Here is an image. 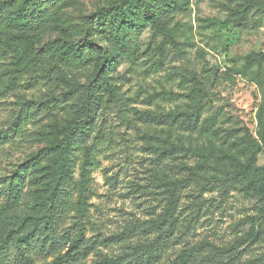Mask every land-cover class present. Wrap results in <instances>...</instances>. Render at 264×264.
<instances>
[{"label":"rangeland","instance_id":"obj_1","mask_svg":"<svg viewBox=\"0 0 264 264\" xmlns=\"http://www.w3.org/2000/svg\"><path fill=\"white\" fill-rule=\"evenodd\" d=\"M121 1L49 2L19 29L26 1L0 0V232H32L30 264L72 244L63 264H264V194L222 160L255 140L264 168V0ZM120 5L142 21L129 53L83 22ZM54 124L74 128L64 179L48 172Z\"/></svg>","mask_w":264,"mask_h":264},{"label":"trees","instance_id":"obj_2","mask_svg":"<svg viewBox=\"0 0 264 264\" xmlns=\"http://www.w3.org/2000/svg\"><path fill=\"white\" fill-rule=\"evenodd\" d=\"M26 2L22 5L16 6L13 10L14 14L10 17V23L15 27L22 29L29 26L34 27L35 24L43 22L53 14L47 12V6L49 2L59 4L65 0H25ZM124 3V0L121 1ZM9 5V4H8ZM5 8V7H4ZM4 8L2 13L4 12ZM10 15V12L9 14ZM92 18L93 21L89 22L87 19ZM145 19V18H144ZM84 25L94 23L100 25L107 34V36L119 47L122 53H129V43L132 36L137 30L142 27V21L132 19L123 10L121 5L116 6L112 11H107L106 8H100L96 12L90 14V16L83 18ZM85 45L83 49H89L90 43L84 41ZM55 55V53H53ZM90 59L89 53L86 50H74L70 49L68 53V60L80 61L86 63ZM106 60V58H105ZM261 65L259 64V68ZM264 79V75L259 76ZM259 82L260 86L264 84ZM8 83L2 84V88H6ZM262 91V105L258 109V126L261 130V139L264 141V86ZM73 127L70 125H59L54 124L51 127L52 143L48 147L47 151L50 152V165L48 172L50 176H58L59 179H64L69 175L68 169V154L71 149L70 137L73 133ZM243 139H239L238 142H242ZM242 145L240 148H235L237 151H241L239 157L233 154L222 153V160L230 165H233L235 169L241 166L245 169L242 175L241 188L246 194H264V168L255 167V157L261 151V147L255 140L249 142L243 141L241 144H236L237 147ZM247 171H252L251 173ZM25 171H20L24 173ZM16 183L19 179L15 180ZM49 188L51 183H47ZM14 191V190H13ZM17 194V192H15ZM39 220L37 216L29 217L23 220V223H29L34 225ZM32 233V232H31ZM27 233L23 236L17 237L10 233L0 232V257H3L7 252L14 247L18 251L19 262L18 264H30L31 259L27 253L29 243L33 241V234ZM24 244V245H23ZM26 246V247H25ZM76 249V244L69 246V249L64 254H59L55 258L52 264H63L72 257L73 251ZM189 260V254H182L179 260L175 264H184ZM115 262L110 260L107 264H114Z\"/></svg>","mask_w":264,"mask_h":264}]
</instances>
